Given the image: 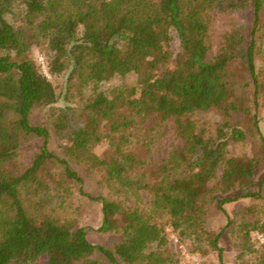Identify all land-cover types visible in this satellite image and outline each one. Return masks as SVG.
<instances>
[{
	"label": "trees",
	"instance_id": "1",
	"mask_svg": "<svg viewBox=\"0 0 264 264\" xmlns=\"http://www.w3.org/2000/svg\"><path fill=\"white\" fill-rule=\"evenodd\" d=\"M15 2L17 26L6 19ZM216 14L225 28L209 56ZM38 42L49 73L67 74L64 105L29 58ZM130 73L135 85L99 89ZM262 106L264 0H0V264H176L166 225L219 264L224 232L238 258L257 254L241 264H264L253 241L264 239ZM245 142L250 156L231 154ZM75 192L99 204L111 248L87 239ZM242 199L253 202L226 212ZM219 213L226 222L211 230Z\"/></svg>",
	"mask_w": 264,
	"mask_h": 264
},
{
	"label": "rangeland",
	"instance_id": "2",
	"mask_svg": "<svg viewBox=\"0 0 264 264\" xmlns=\"http://www.w3.org/2000/svg\"><path fill=\"white\" fill-rule=\"evenodd\" d=\"M22 12H23V7L19 3L15 2L12 12L6 14V19L14 26H17L20 23ZM223 21H224L223 18L217 14L212 15L210 18L209 41L212 45V50L210 51L209 56L214 55L216 52L219 34L222 31V29L225 28ZM178 47H179L178 40L174 38L169 47L172 53L171 56L175 55V53L178 51ZM48 57H49V53L45 48V44L43 42H38L32 45L29 51V58H31L35 62L39 70L44 75L47 76V78L51 81V83L55 87V90L59 95L57 105H64L65 101L63 99V93L65 92L67 74L66 73L58 74V75L50 74L47 66ZM135 83H136V76L130 73L125 75L124 77L113 76L109 80L100 83L99 89H107L119 84L135 85ZM86 92H88L87 89H85V93ZM32 116L34 122L43 121L42 113L35 112V114ZM258 116H259V127L264 135L263 106L260 107L258 111ZM215 119H216L215 116H212L210 114H208L207 116L198 117V121L200 123L204 122L206 123V125L210 122H213ZM206 121H208V123ZM171 126H172V121L169 119L164 124V130L166 136L164 137L161 150L157 155L158 157L164 156L168 151L170 145L172 144L173 139L170 134ZM49 147L50 149L53 150V152L55 151L56 153L59 154L61 153V149L57 145L54 136L51 137L50 139ZM102 148L103 145L95 147L97 151H101ZM230 149H231V154L233 155L250 156L251 154V146L248 142L231 145ZM84 188L86 191L92 193L95 192L93 184L88 179H86ZM261 189H262L261 191L263 198L261 199L260 202L264 205V183ZM73 202L75 203V205L78 206V215H77L78 223L79 225L85 227L87 239L92 243L101 244L111 248L114 242L117 240L118 236L116 234H113V232L102 233L96 230L101 220L99 204L97 202H93L89 200L87 197L79 194L78 192H75L73 194ZM251 202L253 201L250 199H242L237 202L228 203L225 205V210L227 213L233 215L235 210L239 209L240 207L249 205L251 204ZM225 222H226L225 215L219 213L213 216L212 218H210L208 222V227L211 230L213 229L214 231H218L220 228H222ZM164 231L166 232V242L163 245V247L172 254V257L176 261V264H219L215 251L209 250L207 253L204 254L193 252L192 251L193 244L191 243L190 240H179L177 234L170 231V228L167 227V225L165 226ZM253 241L256 247H258L261 243L264 242V239L260 234L253 233ZM218 243L223 248L224 264H241L243 261L254 260L255 256L257 255L255 253L250 256L246 255L241 259L238 258L237 252L232 244L228 232H224L222 234ZM37 264H45V259H40L37 262Z\"/></svg>",
	"mask_w": 264,
	"mask_h": 264
}]
</instances>
